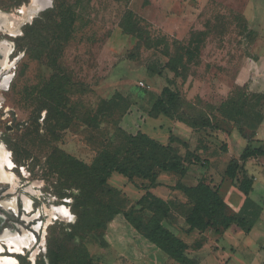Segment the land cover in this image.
<instances>
[{
  "label": "rangeland",
  "instance_id": "374dc122",
  "mask_svg": "<svg viewBox=\"0 0 264 264\" xmlns=\"http://www.w3.org/2000/svg\"><path fill=\"white\" fill-rule=\"evenodd\" d=\"M36 1L0 0V13L25 21L17 35L0 33L13 51L10 86L0 91V144L12 162L6 170L28 188L41 210L38 237L31 233V248L11 254L9 246L2 244V254L18 259L15 264H40L47 260L51 228L57 226L58 234L65 224L75 222L67 205L71 199L55 194L57 175L47 176L53 147L91 165L103 151H125L128 145L123 137L144 134L162 146L171 144L189 164L183 178L158 172L161 185L153 189L173 205L176 221L165 225L192 244L189 255L201 264H264V156L247 163L255 189L246 197L222 173L224 163L239 157L248 142L236 128L230 133L215 128L219 121H227L220 109L230 99L253 103L254 93H264V0H46V7ZM38 19L43 24L28 37V25ZM138 33L159 46L148 48ZM166 47L171 57L164 54ZM172 57L180 59L177 71ZM166 87L175 95L177 116L212 125L193 130L165 115L153 118L150 111ZM119 95L127 103L113 116L102 115V103ZM58 105L70 118L61 140L43 148L40 140L27 139L30 157L16 158L12 146L24 144L20 140L36 125L39 113L40 133L49 137L45 108ZM7 127L12 130L8 132ZM257 133L259 141L253 145L264 147V123ZM196 157L201 160L195 162ZM201 180L220 186L232 211L255 214H247L250 233L237 226L221 235L185 233L183 214L192 203L173 187L179 181L197 185ZM109 184L130 205L143 197L144 186L149 185L138 175L129 179L117 172ZM132 239L127 232L131 258L121 257L119 245L106 251L94 237L88 239L87 247L98 258L96 264H178L155 246L135 244ZM196 242L202 243V249H196Z\"/></svg>",
  "mask_w": 264,
  "mask_h": 264
},
{
  "label": "trees",
  "instance_id": "16d2710c",
  "mask_svg": "<svg viewBox=\"0 0 264 264\" xmlns=\"http://www.w3.org/2000/svg\"><path fill=\"white\" fill-rule=\"evenodd\" d=\"M24 2L25 0L22 4ZM70 19L72 21V17ZM40 24L43 23L38 19L28 25L26 35L32 37ZM138 37L148 48L160 44L154 43L149 37L145 39L141 33H138ZM174 45H177V42ZM164 54L171 57L168 47ZM170 62L174 64L173 70L177 71L175 67V64H178L177 59L172 57ZM174 96L166 87L154 104L150 115L153 118L165 115L178 119L193 130L212 125L210 121L206 124L198 119L177 116L178 105L174 103ZM116 99L102 103L100 108L102 115L113 116L118 107L122 108L127 103L124 96L119 95ZM252 101L253 103H237L233 98L230 99L220 109L227 121H219L215 127L227 133L236 128L248 142L239 157H233L226 164L224 163L222 173L224 179L230 180L234 185L238 184V189L246 197H250L255 189V180L249 176L247 163L264 156L263 145H253L259 141L256 140V135L264 123V93H254ZM60 106L45 108L48 110V118L45 120L48 139L45 134L40 133L41 126L37 124L39 113L35 120L36 125L28 128L24 135L26 137L20 140L24 144L12 146L16 158L30 157L31 152L25 144L27 139L32 138L35 142L40 140L43 148L61 140L62 132L67 129L70 118ZM123 141L125 147L128 145L125 151L120 154L103 151L91 165L76 159L58 147H53L48 156L47 176L57 175L55 194L60 199H71L67 205L76 219L73 223L65 224L58 234L57 226L51 228L47 239V261L40 264H96L98 258L91 254L87 241L90 237H94L101 248L107 249L109 243L106 240V234L109 225L119 215H122L143 238L178 264H201L197 258L189 255L192 244L165 225V222L176 221L177 213L173 205L153 192L156 186L161 185L158 181V172L183 178L189 172L187 160L181 159L171 144L162 146L144 134H138L135 137L125 136ZM223 149L228 153L227 146ZM200 160L196 157L194 161ZM115 172L129 179L138 175L149 183L144 186L146 193L134 205H130L128 198L109 184ZM173 189L181 192L192 203L190 209L183 214L185 233L190 235L198 231L201 234L212 232L221 235L233 226L243 228L250 233L251 226L247 214H255L252 211L247 213L232 211L221 194L220 186H212L206 180H201L197 185H187L179 181ZM128 205H130L129 208ZM145 211H149L151 215L145 217L143 215ZM195 247L198 250L202 249V243L196 242Z\"/></svg>",
  "mask_w": 264,
  "mask_h": 264
},
{
  "label": "flooded vegetation",
  "instance_id": "af4514ba",
  "mask_svg": "<svg viewBox=\"0 0 264 264\" xmlns=\"http://www.w3.org/2000/svg\"><path fill=\"white\" fill-rule=\"evenodd\" d=\"M0 15L8 14L0 13ZM19 27L16 33H11V36L19 34ZM1 32L2 28H0ZM10 45L8 40L0 37V91H7L10 86V61L13 54ZM1 106L0 103V108ZM2 119L5 120V117L3 116ZM11 130V127H7L8 132ZM6 151L5 146L0 144V253L4 252L2 244L9 246L11 253H21L23 248H31L34 242L33 235L38 237L36 223L40 220L41 210L28 188H23L24 184L20 185L15 181V174L6 170L9 168L4 162Z\"/></svg>",
  "mask_w": 264,
  "mask_h": 264
},
{
  "label": "crops",
  "instance_id": "0c3cea01",
  "mask_svg": "<svg viewBox=\"0 0 264 264\" xmlns=\"http://www.w3.org/2000/svg\"><path fill=\"white\" fill-rule=\"evenodd\" d=\"M121 216L122 215L117 216L114 219V221H112L110 223V225H109V229H108L107 234H106V240L109 243V247L107 249H105L106 251L107 250L108 251L109 250L112 251L113 248H114V245H119V247L122 250V252H121L122 256L121 257L122 258L130 257L131 254H132V250L128 249L129 245H128L127 240H126V233L127 232L130 234V236L133 237L132 240L134 241L135 244H141V245H143L145 247L146 246H154L152 243H150L145 238H143L126 220L119 219ZM129 226H131V227H129ZM25 249H27V248H25ZM35 252L36 251H33L31 253V257L30 258H32V255L35 254ZM11 254H13V253H11ZM16 254H24L23 249H22L21 253H16ZM101 254L103 256L104 253H101ZM6 258H10L12 260V263H10V264H15V262L19 263L18 259L13 258V257H8V256L0 253V259H6ZM133 259H134V261H138V259H135V257ZM101 262H102V259H101Z\"/></svg>",
  "mask_w": 264,
  "mask_h": 264
},
{
  "label": "bare ground",
  "instance_id": "6f19581e",
  "mask_svg": "<svg viewBox=\"0 0 264 264\" xmlns=\"http://www.w3.org/2000/svg\"><path fill=\"white\" fill-rule=\"evenodd\" d=\"M36 3L39 4V5H42L44 7L46 5V0H37ZM22 23H25L24 19H22V18L18 19V18L13 17L12 15H0V25H1L0 28H2V31L6 30V32H10V34L11 33H16L17 28ZM4 162H5L6 165H11L12 164L8 151L5 152ZM60 212L62 214H65L66 210L63 209V208H60ZM26 242H28V241H26ZM12 251H15V249L12 250ZM10 263H12V260L10 258L0 259V264H10Z\"/></svg>",
  "mask_w": 264,
  "mask_h": 264
}]
</instances>
